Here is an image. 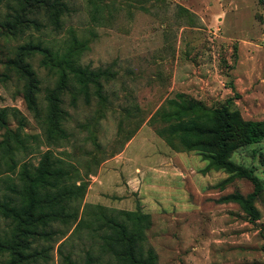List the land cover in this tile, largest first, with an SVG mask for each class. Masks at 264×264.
I'll return each instance as SVG.
<instances>
[{
	"label": "rangeland",
	"instance_id": "1",
	"mask_svg": "<svg viewBox=\"0 0 264 264\" xmlns=\"http://www.w3.org/2000/svg\"><path fill=\"white\" fill-rule=\"evenodd\" d=\"M61 1L54 26L48 6L58 0H0V202L19 204L24 176L47 150L70 182L88 184L74 202L83 223L51 221L21 236L17 264H117L101 238L110 231L88 213L95 205L119 220V211L149 214L141 244L157 264H264V190L252 220L222 201L252 192L249 180L159 134L171 100L208 110L229 102L243 120H264V0ZM37 46L72 52L98 83L85 92L69 70L44 65ZM231 160L264 185V137ZM14 228L0 211V264Z\"/></svg>",
	"mask_w": 264,
	"mask_h": 264
},
{
	"label": "trees",
	"instance_id": "2",
	"mask_svg": "<svg viewBox=\"0 0 264 264\" xmlns=\"http://www.w3.org/2000/svg\"><path fill=\"white\" fill-rule=\"evenodd\" d=\"M58 1L60 3L54 2L48 6L53 11L54 26L58 25L60 14L65 7V2ZM58 4L60 8L56 7ZM74 42H77L75 37ZM37 49L43 54L44 65L54 61L55 65L69 70L85 92L90 84L98 83V72H87L86 69L75 66L72 52L52 56L47 47L37 46ZM170 105L174 112L168 114V119L172 120L159 134L166 135L167 141L174 147L203 153L209 160L210 168L222 169L233 176L249 180L253 184L252 192L246 196L230 194L222 201L239 203L252 220L256 219L258 212L253 201L263 192L264 185L252 170L233 162L231 155L239 146L257 143L263 139L264 120H243L239 111L231 108L229 102L211 110L192 100H171ZM0 121L4 123L3 110L0 112ZM69 173V169L63 166L59 159H53L52 153L47 150L43 153L39 166L32 174L27 173L24 180L22 179L24 185L22 184L19 192V204L11 197L0 202V211L11 217L15 223L12 240L4 239L1 242V245L10 251L8 264L22 261L21 250L18 248L23 244L21 236L36 233L39 226L45 227L48 222L57 220L72 223L76 221V227L83 223V218H78V206L74 207V202L77 204V201L83 199L88 184L81 179L79 184L70 182ZM93 207L95 210L88 213L93 217L91 220L101 222L97 229L106 228L110 231L105 232L101 238L105 240V247L117 260V264H157L153 250L149 248L144 251L141 244L144 232L150 224L149 214L140 209L119 211L120 215L125 216L119 220L117 216L106 215L105 208L101 205ZM93 221H88L87 225ZM97 229L93 228L92 231L96 232ZM68 264L76 262L68 260ZM85 264L90 262L86 261Z\"/></svg>",
	"mask_w": 264,
	"mask_h": 264
}]
</instances>
